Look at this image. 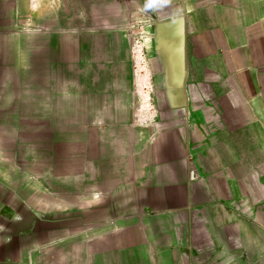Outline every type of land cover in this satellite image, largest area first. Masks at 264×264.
Returning <instances> with one entry per match:
<instances>
[{
	"label": "crops",
	"instance_id": "crops-1",
	"mask_svg": "<svg viewBox=\"0 0 264 264\" xmlns=\"http://www.w3.org/2000/svg\"><path fill=\"white\" fill-rule=\"evenodd\" d=\"M0 264H264V0H0Z\"/></svg>",
	"mask_w": 264,
	"mask_h": 264
},
{
	"label": "rangeland",
	"instance_id": "rangeland-1",
	"mask_svg": "<svg viewBox=\"0 0 264 264\" xmlns=\"http://www.w3.org/2000/svg\"><path fill=\"white\" fill-rule=\"evenodd\" d=\"M144 22L143 27L139 25L140 22L137 23L139 27H136V29L131 28L128 30L129 37L133 38V47L135 50V53L137 52L139 48L142 47V58L136 56L135 59V69L138 74V80L141 87H149L150 86V78H149V67H148V61H147V53H146V46H145V39L147 38L149 30L147 29V26H145V22H148V19L144 18V21L142 20V23Z\"/></svg>",
	"mask_w": 264,
	"mask_h": 264
},
{
	"label": "built area",
	"instance_id": "built-area-1",
	"mask_svg": "<svg viewBox=\"0 0 264 264\" xmlns=\"http://www.w3.org/2000/svg\"><path fill=\"white\" fill-rule=\"evenodd\" d=\"M130 39H131L132 46H133V43H134L133 38L130 37ZM139 49L140 50H138V51H140V52H138V55H137V52L135 53V50L133 47V51L135 53V58H136V56L142 58V47H140ZM142 97H143V102L146 103V105H148L151 102V100H152L151 85L149 87L148 86L143 87Z\"/></svg>",
	"mask_w": 264,
	"mask_h": 264
}]
</instances>
